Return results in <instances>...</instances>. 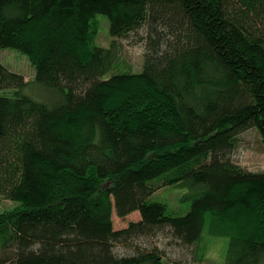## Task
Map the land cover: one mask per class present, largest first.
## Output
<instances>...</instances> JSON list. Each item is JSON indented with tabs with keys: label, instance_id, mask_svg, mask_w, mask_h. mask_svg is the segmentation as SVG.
Instances as JSON below:
<instances>
[{
	"label": "trees",
	"instance_id": "1",
	"mask_svg": "<svg viewBox=\"0 0 264 264\" xmlns=\"http://www.w3.org/2000/svg\"><path fill=\"white\" fill-rule=\"evenodd\" d=\"M3 49L36 73L0 63V264H166L215 235L264 264V171L232 158L264 143V0H0Z\"/></svg>",
	"mask_w": 264,
	"mask_h": 264
},
{
	"label": "rangeland",
	"instance_id": "2",
	"mask_svg": "<svg viewBox=\"0 0 264 264\" xmlns=\"http://www.w3.org/2000/svg\"><path fill=\"white\" fill-rule=\"evenodd\" d=\"M111 35L108 31V22L101 19V28L97 33V42L108 46L111 42ZM124 50L128 53L130 61L135 70H140L142 66V45H130L124 41ZM0 63L6 65L12 71L24 75L28 81H33L35 77V67L27 56L13 49H3L0 51ZM29 91L34 95H40L39 89L29 86ZM232 158L241 166L253 170L264 171V143L256 128L249 129L240 135V140L235 148ZM185 188L179 185L166 186L155 193V197L168 202L177 213L186 211V204L181 201ZM155 198V199H156ZM16 205L10 200L0 201V211L12 208ZM116 228L127 226L129 221L140 219V213L135 211L126 217L113 215ZM228 238L225 236H210L206 241L195 246L168 245L166 247V264H222L226 256Z\"/></svg>",
	"mask_w": 264,
	"mask_h": 264
}]
</instances>
